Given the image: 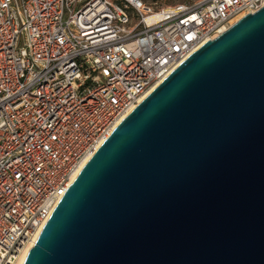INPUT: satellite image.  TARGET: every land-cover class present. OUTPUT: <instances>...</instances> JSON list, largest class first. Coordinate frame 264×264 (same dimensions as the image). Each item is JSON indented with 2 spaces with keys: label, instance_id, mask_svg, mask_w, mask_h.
Returning a JSON list of instances; mask_svg holds the SVG:
<instances>
[{
  "label": "water",
  "instance_id": "water-1",
  "mask_svg": "<svg viewBox=\"0 0 264 264\" xmlns=\"http://www.w3.org/2000/svg\"><path fill=\"white\" fill-rule=\"evenodd\" d=\"M22 264H264V5L126 114Z\"/></svg>",
  "mask_w": 264,
  "mask_h": 264
},
{
  "label": "built area",
  "instance_id": "built-area-1",
  "mask_svg": "<svg viewBox=\"0 0 264 264\" xmlns=\"http://www.w3.org/2000/svg\"><path fill=\"white\" fill-rule=\"evenodd\" d=\"M262 5L0 0V264L16 263L86 161L152 88Z\"/></svg>",
  "mask_w": 264,
  "mask_h": 264
},
{
  "label": "bare ground",
  "instance_id": "bare-ground-1",
  "mask_svg": "<svg viewBox=\"0 0 264 264\" xmlns=\"http://www.w3.org/2000/svg\"><path fill=\"white\" fill-rule=\"evenodd\" d=\"M153 89V88H152ZM151 89V90H152ZM150 90V91H151ZM124 118V117H123ZM87 162V161H86ZM84 166V165H83ZM81 167V166H80ZM81 170V169H80ZM78 175V174H77ZM76 175V176H77ZM76 176H75V178H76ZM74 178V179H75ZM73 179V180H74ZM73 182V181H72ZM70 186V185H69ZM37 236V235H36ZM36 236H34L33 237V239L32 240H30V242L28 243V245L26 246V248L21 252V254L19 255V257H18V259H17V261H16V263L15 264H22L23 263V261H24V259H25V256H26V254H27V252L29 251V249H30V247L33 245V243H34V241H35V238H36Z\"/></svg>",
  "mask_w": 264,
  "mask_h": 264
},
{
  "label": "rangeland",
  "instance_id": "rangeland-1",
  "mask_svg": "<svg viewBox=\"0 0 264 264\" xmlns=\"http://www.w3.org/2000/svg\"><path fill=\"white\" fill-rule=\"evenodd\" d=\"M144 1H146V2H158V3L167 4V3H171V2H174V1H177V0H144ZM178 1H189V2H191V1H194V0H178Z\"/></svg>",
  "mask_w": 264,
  "mask_h": 264
}]
</instances>
